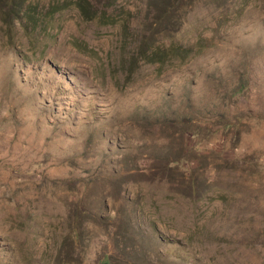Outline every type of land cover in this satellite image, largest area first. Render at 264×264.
Returning <instances> with one entry per match:
<instances>
[{
  "label": "rangeland",
  "instance_id": "374dc122",
  "mask_svg": "<svg viewBox=\"0 0 264 264\" xmlns=\"http://www.w3.org/2000/svg\"><path fill=\"white\" fill-rule=\"evenodd\" d=\"M0 264H264V0H0Z\"/></svg>",
  "mask_w": 264,
  "mask_h": 264
}]
</instances>
